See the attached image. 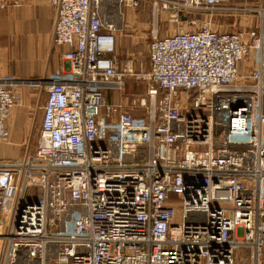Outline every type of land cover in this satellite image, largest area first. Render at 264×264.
I'll use <instances>...</instances> for the list:
<instances>
[{
	"label": "built area",
	"instance_id": "1",
	"mask_svg": "<svg viewBox=\"0 0 264 264\" xmlns=\"http://www.w3.org/2000/svg\"><path fill=\"white\" fill-rule=\"evenodd\" d=\"M43 1L67 65L43 83L35 154L12 160L19 95L0 80V264H235V247L264 264V9L221 31L180 20L231 0ZM146 2L155 28L177 23L150 45L148 119L107 102L117 31Z\"/></svg>",
	"mask_w": 264,
	"mask_h": 264
},
{
	"label": "rangeland",
	"instance_id": "2",
	"mask_svg": "<svg viewBox=\"0 0 264 264\" xmlns=\"http://www.w3.org/2000/svg\"><path fill=\"white\" fill-rule=\"evenodd\" d=\"M9 2H17L19 5L8 4L4 8L0 7V43L6 42L9 37L13 36V45L17 46V41L20 45L22 38L20 35L17 36L16 28L12 32H9L7 28L13 29L14 24H19V26L22 24L18 20V10L22 8L26 0H9ZM227 9L232 10L217 11L214 12L212 19L210 17V22L214 29L221 31L253 30L258 27L262 16L259 10L264 9V0H231L227 4ZM22 10H26V7L24 6ZM206 13L200 12L196 13V15L183 16L180 20L181 25L188 27L194 18L201 19ZM153 21L150 2L142 4L140 8L127 10L122 28L117 31L116 46L118 72L123 74L124 85L122 90L115 91L108 103V105L111 104L113 106L116 112L129 110L135 113L137 117L145 119H148L147 112L151 104L148 91L154 86L147 77L151 68L150 45L154 38H161L173 33L175 31L173 28L174 24H177L171 21L169 16L164 13L157 28L154 27ZM214 23L217 26H214ZM24 26L28 34L26 36L29 45L28 49L30 52L33 51L34 59H36L44 48L43 35L39 28L41 24L37 22L36 18L29 17L25 19ZM52 50L46 57V61H43L42 64L40 62L42 67L39 71L30 70L32 68H29V65L32 66V62L24 63L22 68L17 70L15 66L18 67V58L14 55L13 59L16 64L14 65L9 59L2 67L7 76L11 77L10 79H12L14 84L12 86H14L15 91L19 95V103L13 112H27L30 117V127L26 130L25 138L22 141L14 140V134L10 127V143L5 146L9 153L15 151V155H11L12 153L10 155L4 154L5 157L20 158L28 151L29 155L35 154L43 116V106L47 96L43 83L49 76L57 74L56 72L53 73L55 65L57 68H61L62 65V59L59 54L56 58ZM30 56L21 57L22 59L28 58L32 60ZM161 98L162 93L158 92L156 102L158 108ZM142 99L145 100L144 105L142 104ZM1 155L3 157V154ZM234 257L235 264H249L251 260L247 249L243 247H235Z\"/></svg>",
	"mask_w": 264,
	"mask_h": 264
},
{
	"label": "crops",
	"instance_id": "3",
	"mask_svg": "<svg viewBox=\"0 0 264 264\" xmlns=\"http://www.w3.org/2000/svg\"><path fill=\"white\" fill-rule=\"evenodd\" d=\"M26 7V10H22L23 7ZM22 8L18 10V20L21 21V25L19 24H14L13 29L12 28H7L9 32L15 31V28L17 30V36L20 35L22 38L21 44L19 45L17 41V46L13 45L14 39L13 36L9 37L8 40L4 43H0V80H7L10 79L11 77L7 76V73L4 71L2 68L3 65L10 59V62H13L14 65L16 64L13 59V55L18 58L17 64L18 67L15 66V68L21 69L22 65L27 62H32V66L29 65V68L31 71L36 70L39 71L42 65H40V62L42 64L43 61H46V57L52 50V53L56 55V58L59 57L62 59V65L61 68L66 66V62L63 59V47L58 46L54 44L52 41L53 38V27H54V22H55V10L54 7L46 1L43 0H26V2L23 4ZM29 17H34L37 19V22L41 24L40 32L43 35V44L44 48L41 51V54L34 59L33 56V51L30 52L28 49V41L26 40V36L28 35L24 26V22L26 18ZM207 17V19L210 18V14H205L202 19ZM16 21V20H15ZM214 26H217L215 23L213 24ZM198 26V25H197ZM6 28V27H4ZM19 31V32H18ZM14 33V32H13ZM118 39V38H117ZM18 40V39H17ZM1 42V41H0ZM53 47V48H52ZM20 50V52H19ZM4 51V53H2ZM47 53V54H46ZM31 55L30 58L32 60H29L28 58L22 59L21 56H27ZM12 56V58H11ZM24 57V58H25ZM250 63L245 62L243 67L248 68L250 67ZM61 68H57L56 65L54 67L53 73L58 72ZM14 85V84H13ZM14 89V86H12ZM15 90V89H14ZM115 91H111L108 93L107 96V101L109 103V99H111L114 95ZM112 102V100H110ZM111 105V104H109ZM10 127L13 131L14 134V140L15 141H22L25 138L26 130L30 127V117L27 112L19 113V111H14L13 115L10 119ZM11 155H15V151H11ZM10 153L6 150V146L1 147V154H3V158L7 160H12L14 158L11 157H5V155H10Z\"/></svg>",
	"mask_w": 264,
	"mask_h": 264
}]
</instances>
